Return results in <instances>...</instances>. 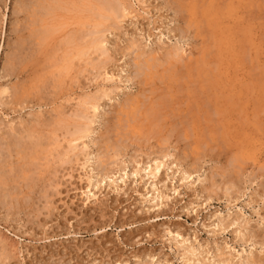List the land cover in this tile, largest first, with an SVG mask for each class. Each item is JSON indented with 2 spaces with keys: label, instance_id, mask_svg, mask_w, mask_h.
<instances>
[{
  "label": "rangeland",
  "instance_id": "rangeland-1",
  "mask_svg": "<svg viewBox=\"0 0 264 264\" xmlns=\"http://www.w3.org/2000/svg\"><path fill=\"white\" fill-rule=\"evenodd\" d=\"M167 1L124 0L132 7L131 14L119 20V30L104 35L112 57V62L107 63L109 74L114 75L111 80L104 81L105 76L96 78V71L89 75L87 69L81 68L85 64L78 66L76 62V71L67 73L70 76H65V84L58 90L60 87L53 85L54 77L49 73L53 70L44 68L52 61L49 50L27 61L31 67L25 66L21 76L6 77L0 82L4 86L18 85L11 89L15 97L22 88L28 91L24 104L0 106V254L7 249L5 254L10 258H0V264H184L179 258L184 244H177L179 240H188L186 246L193 244L209 252L200 258L206 256L211 264H218V249L233 256V264H244L252 255L264 256L260 245L244 244L239 232H235L240 230L237 225L226 231L218 228L219 220L239 219L248 231L259 235V240L264 237V0H233L228 7L229 1H224L225 5L219 0L218 9L211 11L208 18L200 8L189 22L185 40L179 39L178 30L185 28L186 16L180 14L175 19V12L168 6L175 0H169L170 4ZM198 1L200 5L207 3ZM28 2L0 0V20L5 15L0 33V71L16 51L17 55L29 56L26 42L23 53L15 49L19 41L15 28L26 26L27 17L17 9ZM74 13L67 17H74ZM87 15L83 12L75 17ZM76 24L70 27L79 29ZM80 28L86 36L91 27ZM24 35L27 37L28 32ZM133 41H138L148 54L157 50V57L164 54L163 49L178 46L185 50L184 60L162 64L146 78L138 77L136 52L126 51ZM101 88L108 89L111 98L104 99ZM88 93L97 97L100 94L103 100L99 102V116L90 127L94 132L90 139H84L91 143L89 148L76 151L79 159L90 155L86 168L81 164L84 161L76 159L62 165L56 159L57 152L49 157L51 165L43 161L41 168L36 164L26 166L25 160L16 157L15 150L20 149L16 146L23 147L27 154L33 143L46 142L52 136L58 110L60 115L65 114L61 115L63 121H72L69 115L75 117L80 96L84 98ZM12 96L4 101L11 103ZM127 97L142 112L141 136L137 134V138L127 141L124 157L119 164L110 166L115 170L121 165L127 167L121 172L124 182L116 174L100 184L102 172L96 167L102 134L108 129L106 134L113 137L115 109ZM150 106L156 112L147 116ZM32 127L37 129L36 135ZM64 132H56L59 139L66 135ZM30 137L35 138L33 143ZM164 140L174 156L165 160L167 165L159 178L155 180L145 171L133 176L134 170L143 165L144 169L147 162L150 165L159 149L167 147ZM175 155L188 156L183 169H197L191 178L183 179L180 166L177 169L174 162ZM240 169L243 176L230 194L225 187L216 192L208 190L213 177L224 182L230 172L242 173ZM90 176L98 186L91 192L96 197L87 199ZM171 238L177 240L171 243Z\"/></svg>",
  "mask_w": 264,
  "mask_h": 264
},
{
  "label": "bare ground",
  "instance_id": "bare-ground-1",
  "mask_svg": "<svg viewBox=\"0 0 264 264\" xmlns=\"http://www.w3.org/2000/svg\"><path fill=\"white\" fill-rule=\"evenodd\" d=\"M206 1H207V3L205 1H203L204 2L203 5L202 4L200 5L198 0H175L173 2L172 1L168 2L169 4H170V2H172L171 3L172 6H170V5H168V6H169V9H171L172 11L175 12V14H176L175 19H178V15H180V14L183 16H186V18L184 20L186 23L185 28L184 29L179 28V30L177 29L178 31H180L179 39L185 40V38L187 37V33H189V31H188V29L190 27L189 22L192 21L191 19H193L195 13L198 12V10L200 8L202 9V11L200 13L202 15H203V13H205V15H207V18L211 17V15H212L211 11L218 9L217 6L219 4L218 3L219 0H206ZM224 1H226L227 3L229 1V3L227 4V7L233 4V0H223V2ZM29 2H30V4L20 5L21 7H18L20 9H17L18 13H24L25 15H27L26 26H24L22 28H17V27L15 28L17 38L19 39L18 44H16V46H18L19 48L17 47L15 49H17V50L20 49L19 50L20 52L22 50L25 51V49L23 47L25 45H23V43L26 42L27 45L29 46L28 47V49L30 51V53L28 54L29 56L26 57L27 56L26 55L25 57H23L20 54L21 57H18L19 54L17 55L18 51H16V53H14V55L11 56L10 61L7 62V64L5 63L6 65H4L2 70L0 71V82L2 80H4L6 77L9 78L11 76L12 77H18L19 75L21 76L22 70H24V67L27 66L28 64H30V63H28L26 65L27 61L31 62V60L33 61V59H34L33 57H35L36 54H42V53L45 54V52L49 51V50L51 52V55H49L50 53L48 52L49 53L48 58H51L52 61H51V64L45 65L44 68L50 67V69L53 70V71H50L49 73H50V75H52L54 77L53 78V80H54L53 85L60 87L58 90L62 89L61 85L65 84V79H64L65 76H67V73H70V71L73 69L74 65L76 64V62L80 63V64H78V66H81V63H84L87 68L84 67L85 65L83 67L81 66V68H85V70L87 69V71L89 72V75L94 74L93 72L96 71L98 73V75L95 73L96 78H101V77L105 76L106 80L103 79L104 81H107V79L111 80L114 78V75L111 73L109 74V72L107 70V63L109 61H111L112 57L110 56V53H109L108 48H107L108 40L105 38L104 35L106 34V32L116 31L117 29L119 30V27H116V25H119L122 20H125L126 18L129 17V15L131 14L130 9L132 7L130 8L128 6V4L126 5L124 0H29ZM200 3H202V2H200ZM224 4H225V2H224ZM198 5H200V6H198ZM203 6H206V7H204V9H203ZM219 9H220V5H219ZM83 12L88 13L87 17H80L79 19L77 18L78 16L75 17V15L82 14ZM70 13H74V17H72V16L67 17L68 16L67 14L70 15ZM134 17L136 18V16H134ZM131 18H133V17H131ZM4 20H5V15L0 20V33H2V27L5 24ZM71 20H73V23H75V24H76V21L78 20L76 25H79V27H78L79 29H73L70 27V25L73 24V23L72 24L70 23ZM119 20H121V21H119ZM80 26L81 27L86 26V28L91 27L89 30H87L88 32L86 31L87 32V34L85 33L86 36L83 35L82 32L80 31V30H82V28H80ZM191 27H193V26L191 25ZM86 28H84V29H86ZM25 31L28 32L27 37H25V35H24ZM84 32H85V30H84ZM137 43H138V41L131 42L130 43L131 45L129 44L130 46L127 47L126 51H128L129 54L136 52L134 55L135 56L134 57V63H135V67H136V72L135 71L134 72L138 75V77H141V78L145 77L146 78L147 76H149L153 73L154 69L157 70V67L161 66L162 64L163 65L172 64L173 61L179 62V61L184 60L183 53L185 50H183V48H180L178 46H173L171 49L170 48L169 49H163L164 54H162V56H161L162 58H161V57H157L158 56L157 52H156L157 50H155L153 52H149V54H148L144 51L145 48H143V46L141 44L139 46V44H137ZM24 51H22V53ZM160 51H161V49H160ZM61 52L63 53V55H59V53H61ZM123 54H124V56H126L125 53H123ZM94 57H96V59H94ZM44 60H46V58ZM28 66H30V65H28ZM44 68L42 67V69H44ZM55 70H56V72H54ZM74 70L75 69H73V71ZM45 71H47V70H45ZM23 73H24V71H23ZM77 73H80V72H77ZM81 74H82V72H81ZM45 75L46 74H44V76ZM137 75H135V77ZM68 76H70V74H68ZM72 78H74V77H72ZM35 79H37V78H35ZM74 79H77V78H74ZM129 81L131 82L130 78H128V82ZM12 86L10 87L8 85L4 86V85L0 84V106L5 107V106H9V104H11V106H13V105L17 106V105H19V103L24 104V102L26 101L25 100L27 98L26 94L28 92V91H26L27 89L22 88V91H21L19 88H17L20 91H18V93L15 97V96H12V92L14 90L11 91V89H16V87H18V85L13 86L14 88ZM101 89L102 90H100V91H102V93L100 91H99V93L102 94L101 96L104 97V99H105V97L111 98L110 92H106V91H109L108 89H106V90L105 89L103 90V88H101ZM97 92H98V90H97ZM89 94L90 93L85 95L84 98H82L80 96V98L78 100L79 101L78 102L79 108H78L77 112H74V114H73L76 118L75 117L73 118V116L71 117L70 115L68 117V119H72V121H70L72 123H70L68 120H67V122L63 121V118L61 115L64 112L60 115V112L58 110L59 118L58 119L56 118L57 120L53 124V126H55L57 128L55 129L53 127L55 130L53 129L54 131H51L52 136L48 137L46 142L44 141L45 139L43 140L41 137V139L44 141V143H43V141H38V142L36 141L35 143H33V141H34L33 139H35V138L30 137L32 139V143L34 145L32 144L33 145V146H31L32 148H30L28 146V148H30L29 150H31V152L29 151L27 154L25 152H23V150H24L23 147H22L23 148L22 149L21 147H18L15 145L18 149L20 148L19 150H15L18 152V153H16V157L19 156V157H21L22 160H25L24 162H25L26 166H31V165L36 164V165L40 166V167L38 166L39 168H41L44 166L43 161L46 162V165H47L49 163V157L55 156L53 154L57 152L56 159L62 165L66 164V163H71L72 161H75V159H76L78 162L84 161V163H81V164H83L82 166L84 168H86L88 162L90 161V155H87V153L85 152L86 153L85 155H87V157H85L84 159L81 158L82 159L81 160V159H79V156H77L78 153H76V151H79L82 149L86 150L89 148V144H91V143H89V141H85V140L90 139L92 133L94 132L93 130H91L92 128H90V127H92V124L95 123V119L98 118V116H99V114H98V111H100L99 110L100 109L99 108L100 107L99 102L101 101V99L103 100V98L99 96L100 94L99 95L96 94V95H98V97L94 96L95 94H93V95L92 94L89 95ZM9 96L13 97V100L11 98V100H12V101H10L11 103H8V101H4V99L9 97ZM129 97H127L128 99H126L123 102V104L121 103V105H119V107L117 109H115L116 110V116L114 117V120H116V123L114 124V126L111 125V126H113L112 127L113 131L111 130V132H113V134L110 132L113 135V137L109 136V134H106L107 131H109L107 128H106L107 129L106 133L104 132L102 134V140H101V143L99 145L100 148L98 149L99 157H98V159L95 158L98 160L96 170L98 168V170H101L100 172H102V174L100 173L101 174V179H100L101 181H99L100 184H101V182H103V181H105V180H107L113 176H116V174H120L119 178L122 179V181L124 182V177H123L124 175H122L121 172H125L127 170V167L124 165L125 162L122 161V164L124 165V166H122L121 162L119 161L120 165L122 167L117 166L119 168L118 169L116 167L117 170H115L114 167L110 168V166L119 164L118 160H120V158L122 159L124 157V155H125L124 152L127 148V145H126L127 141H129L132 137L135 138L137 134H139L141 136L140 133L142 131V126L140 125V123L143 120L142 112L140 111V108H138V107L135 108L136 105L133 102V99L129 98ZM41 106H42V104H41ZM155 112H156V110L155 111L152 110V106H150L147 109V116L154 115ZM63 115H65V114H63ZM156 115H159V114H156ZM66 119H64V120H66ZM53 122H54V120H53ZM113 122H115V121H113ZM10 126H12V125H10ZM24 127H26V126H24ZM15 128H16V126H15ZM27 128H28V126H27ZM70 128H73V131L70 130ZM36 130L37 129L35 128V132L33 131L35 135H36ZM58 130L59 131L65 130V132L67 131L66 133L64 132V134H66L67 136L64 135L63 139H59L60 136L58 134H56V132ZM2 133H3V130H2ZM29 133H31V130H29ZM20 134H23V132ZM37 135H38V132H37ZM40 136H41V134H40ZM20 137H21V135H20ZM31 139H29V140H31ZM164 141L167 142V140H164ZM78 142H80V143L78 144ZM15 143H16V141H15ZM63 143H67V146L66 147L63 146ZM93 143L94 142H92V144ZM80 144L83 146L82 148H80V146H81ZM94 144H96V142ZM166 144H167V147L164 148L162 146L163 148L159 149L160 151L157 153V157L154 158L153 160H151L152 163L150 165L148 164L149 162H147L146 167L144 169H143V166H144L143 165L142 168L134 170L132 175L138 176L141 174L142 171H145V172H148L147 175L151 176V178H153L155 180L158 179L160 176V172L167 165V161H165V160H167L169 157L174 156L173 154L170 153L168 142ZM28 148H27V150H28ZM59 148H62L61 152L58 151ZM27 150H25V151H27ZM11 152H13V151H11ZM12 154H15V153H12ZM81 154L79 153V155H81ZM187 158H188L187 155H184V158H183V155L181 157L180 156L178 157V155H177L175 157V161H174L177 164V165L175 164L177 169L180 166V170L183 173V179L184 180L191 178L192 175L197 172L196 168H193V170H191L189 168L183 169L184 166H186L185 160ZM199 159H197V160H199ZM136 162H137V165H140L139 161L136 160ZM39 168H37V169H39ZM234 168L237 169V166L236 167L234 166ZM24 170L27 171L26 169L23 168V171ZM93 170H92V172H94ZM241 171H242V173L237 171V170L236 171L234 170V172H230L229 174L227 173L228 174L227 177H226V175H224V176L222 175L223 178L226 177V178H224V180H225L224 182L223 181L217 182L215 179H213L214 178L213 177L212 178L213 181L211 184L212 188H210L208 190L216 192L215 189L220 188L223 190L225 187L226 192L229 193V191L233 190L236 186L238 187V185H239L238 183L240 182V179L242 178L243 173H244L243 170H241ZM89 172H91V171H89ZM34 173H35V171H34ZM24 181H25V179H24ZM88 181L90 184L89 188H91V190L87 193V199H91V198L96 197V194L95 193L91 194V192L93 191V188L98 186V183H96V185H95L93 183L91 176H90ZM115 181L116 180H113V183ZM234 190H236V188ZM210 191H209V193H210ZM237 191L240 192L238 190V188H237ZM85 193H86V191H85ZM89 194H91V195H89ZM242 223L239 221V219L231 220L230 222H225L223 220L222 221L219 220L218 228L223 230V231H226V229H228L230 226L237 225L240 230L238 229L239 231L236 230L235 232H237V234L239 232V235L241 236V240L244 241V244L248 242V243H252L253 244L252 246L260 245L261 248L264 249V237L261 238L262 240L261 239L259 240L258 239L259 235L252 233L251 231H248L246 229V226L242 225ZM246 225H247V223H246ZM244 231H246V233ZM169 234H171V233H169ZM178 236H181V235L178 233ZM175 240H177V239L171 238L170 241H171V243H173V241H175ZM186 242L188 243V240H184V241L179 240L177 243V244H184L181 251L179 249V246L177 247L179 249L178 251H180L179 252L180 253L179 258L182 260V262H184V264H211L210 262L206 261V259H207L206 256L209 254V252H207V251L205 252L204 248H203L204 251H201L200 248H198V249L195 248L193 244H190V246H186L185 245ZM3 248L5 249V247H3ZM4 251L6 252L7 249ZM2 252H3V249H2ZM5 252H3L4 254L3 253L0 254V258L2 261L6 260V258L10 259L9 254L6 255ZM217 252L218 253L215 257H217V259H218V264H233V261H234L233 256H228L227 253H225V251H223V250L220 251V249H218ZM204 253L206 254V256H204V257L202 256V258H200L201 255H204ZM263 253H264V251H263ZM244 261H245V262H243L244 264H264V256L259 257V256L252 255V256H249ZM149 262L148 263L146 262V263L147 264H155L154 262H152V263H149ZM139 264H141V263H139Z\"/></svg>",
  "mask_w": 264,
  "mask_h": 264
}]
</instances>
